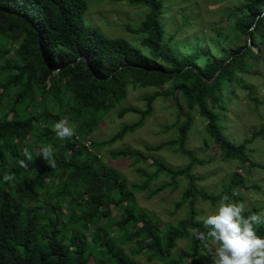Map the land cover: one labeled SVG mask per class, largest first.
Masks as SVG:
<instances>
[{"label": "trees", "instance_id": "16d2710c", "mask_svg": "<svg viewBox=\"0 0 264 264\" xmlns=\"http://www.w3.org/2000/svg\"><path fill=\"white\" fill-rule=\"evenodd\" d=\"M126 1L148 10L139 27L127 25L141 36L139 45L88 24L86 0H0V264H144L143 256L148 264H214L203 258L202 252L212 254L213 240L198 219L197 198L213 204L225 197L239 201L244 197L236 187L261 188L234 172L219 198L210 195L196 183L207 176L192 174L196 163L207 165L209 160L187 146L199 118L207 132L204 141L214 139L219 155L249 175L259 165L255 157L264 156L259 153L264 121L253 122L237 141L226 131L239 91L248 90L257 106L264 103L248 78L264 64V0H241L225 36L229 43L242 35L249 38L234 54L229 43L213 40L211 47L202 44L206 53L192 48L185 55L173 46L177 32L165 35L160 18L164 0ZM213 48L219 54L208 52ZM130 88L153 90L142 96L144 108L126 105L116 111L118 117L133 112L139 118L108 138L95 137ZM158 99L175 112L164 132L177 127V137L146 144V151L128 145L112 149V158L153 167H139L142 179L129 183L105 161L103 149L143 127ZM64 117L75 132L60 140L53 128ZM260 138L263 144H256ZM47 144L54 149L53 166L39 154ZM166 145H177L188 165L175 168L159 159L155 152ZM5 175L13 179L4 181ZM162 175L171 181L154 187ZM180 177L188 179V186L171 215L188 204L185 218L163 223L138 204L137 192L148 189L152 197L175 189ZM261 210L254 206L244 214ZM197 232L205 233V239H198ZM257 232L264 236V223ZM185 239L190 244L178 247Z\"/></svg>", "mask_w": 264, "mask_h": 264}, {"label": "rangeland", "instance_id": "374dc122", "mask_svg": "<svg viewBox=\"0 0 264 264\" xmlns=\"http://www.w3.org/2000/svg\"><path fill=\"white\" fill-rule=\"evenodd\" d=\"M88 8L85 13V20L88 24L98 27L109 37H120L126 39L132 44L139 45L141 36L135 31H130L127 25L133 29L139 27L147 14V8L129 3L126 0H86ZM241 0H164L163 13L161 21L164 27L165 35L169 38L170 34L175 32L176 37L173 41L177 52L180 55H185L187 50L196 48L206 53V48L202 44L211 47L213 40L215 43L219 40L228 44L229 40L225 36V32L229 30L231 24L238 14ZM249 36L242 35L238 40L229 43L230 53L234 54L236 50L248 40ZM212 56L219 54L217 49L208 50ZM256 73L251 74L248 78L249 84L254 86V94L258 99L264 98V64L260 63ZM149 88H130L129 95L119 107L108 114L101 127L95 133V137L105 139L117 132L125 123L134 122L139 118V115L133 112L127 113L124 117H118L116 111L126 105H137L145 107L146 101L142 99L145 94L152 93ZM233 105L238 102L239 106L235 105L228 113L227 134L237 141L246 133H249V127L254 123L258 124L264 121V103L257 106L254 101L249 98V91H239L232 99ZM232 104V103H231ZM175 112L168 109L161 99L155 103V112L149 117L145 125L138 128L136 131L127 134L123 139L115 142L113 145L103 149L105 161L110 165L118 168L127 177L129 183L140 182L142 176L138 171L139 167H147L148 170L153 167L148 166L149 162H141L132 164L131 160L115 159L110 155L112 149H121L128 146L136 149L144 150L145 145H155L160 142H166L177 137V127L171 131L164 132L165 124L174 122ZM256 120V121H254ZM254 122V123H253ZM247 127V128H246ZM188 146L197 156L205 157L209 160L208 164L196 163L192 174L197 176H207L206 179L196 181L197 185L207 191L210 195L220 197L222 187L230 179L234 172H239L248 178V185L251 182L258 184L261 188L259 191H254L255 188H240L236 190L244 197L242 200L231 199V202L243 203L245 210L254 206L263 207V210L258 212L264 223V156L260 154L255 157L258 162L257 167L252 168V175H249L246 169L237 166L235 161H227L219 155V149L214 139L210 138L209 144L204 139L207 137L205 125L198 118L193 123L192 130L189 132ZM251 134V131H250ZM263 144L260 138L255 143ZM178 146L166 145L160 151L155 152L159 159L166 162L172 167H185L190 162L189 158L176 149ZM264 149L260 151L264 155ZM257 154V153H256ZM255 155V153H253ZM171 181L170 177L162 175L160 179L155 180L153 186H161L163 182ZM178 186L175 189L168 188L165 191L150 196L149 190L137 192L136 197L138 204L141 207L149 209L155 218L160 219L163 223L179 221L185 218L189 212L188 204L183 206L175 215H171L174 204L180 200L184 190L188 186V179L180 177ZM223 200L220 198L215 204L210 200L197 198L195 208L199 212L198 219L205 220L208 215L214 214L216 208ZM115 214L118 215L116 211ZM103 220L102 222H104ZM190 241L185 239L178 243V247L186 248ZM212 254L207 255L202 252L203 258L209 259L214 263L215 248L218 246L214 241H210ZM141 262L148 264L146 257L140 258Z\"/></svg>", "mask_w": 264, "mask_h": 264}, {"label": "clouds", "instance_id": "9594fccd", "mask_svg": "<svg viewBox=\"0 0 264 264\" xmlns=\"http://www.w3.org/2000/svg\"><path fill=\"white\" fill-rule=\"evenodd\" d=\"M53 131L58 139L64 140L74 135L75 128L67 117L54 124ZM53 166L54 149L51 144L44 145L40 153ZM28 159L32 157L29 155ZM22 166L27 165L21 161ZM10 175L3 177L11 181ZM244 204L231 202L227 197L208 215L204 225L208 229L207 238L218 246L215 248L214 264H264V236L258 235L257 225L262 222L258 214L245 216ZM198 239H205V233L194 234Z\"/></svg>", "mask_w": 264, "mask_h": 264}]
</instances>
